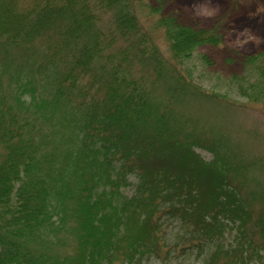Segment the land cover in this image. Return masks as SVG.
<instances>
[{
	"label": "trees",
	"instance_id": "trees-1",
	"mask_svg": "<svg viewBox=\"0 0 264 264\" xmlns=\"http://www.w3.org/2000/svg\"><path fill=\"white\" fill-rule=\"evenodd\" d=\"M161 11L0 0V264H144L168 247L171 224L203 264H264V159H237L187 111L230 104L185 71L223 37ZM244 66L228 84L264 112V57Z\"/></svg>",
	"mask_w": 264,
	"mask_h": 264
},
{
	"label": "rangeland",
	"instance_id": "rangeland-1",
	"mask_svg": "<svg viewBox=\"0 0 264 264\" xmlns=\"http://www.w3.org/2000/svg\"><path fill=\"white\" fill-rule=\"evenodd\" d=\"M147 1L152 7L162 10L161 16L173 17L184 26L219 30L223 37L221 46L198 49L194 58L185 65V71L194 73V82L205 92L227 94L230 104H213L202 100L204 102L192 104L187 111L190 115L196 113L204 122L215 124L223 137L228 139L231 154L237 159H264V112L259 105L238 97L234 87L228 84L232 77L246 72V57H264V0ZM141 17L143 19L145 16ZM144 21L146 29L168 55L163 32L153 29L152 21ZM202 56H207L210 63H204ZM12 57L18 63L24 61L23 54L19 52L13 51ZM232 103L237 104L230 106ZM195 151L207 162L214 158L207 149L196 148ZM179 227L178 224L167 227L168 247L160 257H152L144 264H203L204 255L179 239L184 234Z\"/></svg>",
	"mask_w": 264,
	"mask_h": 264
}]
</instances>
